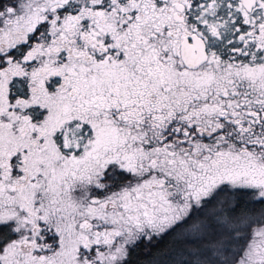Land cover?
<instances>
[{
    "label": "snow or ice",
    "instance_id": "obj_1",
    "mask_svg": "<svg viewBox=\"0 0 264 264\" xmlns=\"http://www.w3.org/2000/svg\"><path fill=\"white\" fill-rule=\"evenodd\" d=\"M138 249L264 264V0H0V264Z\"/></svg>",
    "mask_w": 264,
    "mask_h": 264
},
{
    "label": "trees",
    "instance_id": "obj_2",
    "mask_svg": "<svg viewBox=\"0 0 264 264\" xmlns=\"http://www.w3.org/2000/svg\"><path fill=\"white\" fill-rule=\"evenodd\" d=\"M227 199V198H224ZM212 211L210 210L209 215L212 214ZM177 240L183 239V237H177ZM173 238L172 237H167L165 239H162L159 241V243L156 245L155 248L152 249V253L157 252L158 250L160 251H171L176 247H179L178 244H173L172 243ZM150 259V254L141 250H137L135 254L132 256L133 264H147L148 260Z\"/></svg>",
    "mask_w": 264,
    "mask_h": 264
}]
</instances>
